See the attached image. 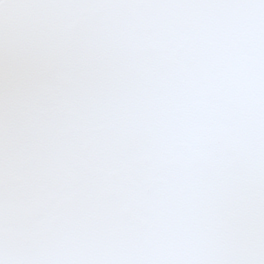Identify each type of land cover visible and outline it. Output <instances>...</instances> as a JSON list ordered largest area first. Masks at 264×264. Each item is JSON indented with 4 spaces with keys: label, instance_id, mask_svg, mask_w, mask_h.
Wrapping results in <instances>:
<instances>
[{
    "label": "snow or ice",
    "instance_id": "obj_1",
    "mask_svg": "<svg viewBox=\"0 0 264 264\" xmlns=\"http://www.w3.org/2000/svg\"><path fill=\"white\" fill-rule=\"evenodd\" d=\"M0 264H264V0H0Z\"/></svg>",
    "mask_w": 264,
    "mask_h": 264
}]
</instances>
